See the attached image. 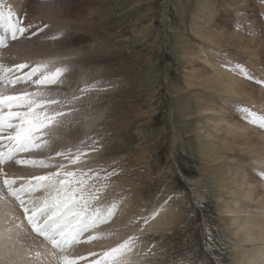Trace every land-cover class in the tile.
Listing matches in <instances>:
<instances>
[{
  "label": "rangeland",
  "instance_id": "1",
  "mask_svg": "<svg viewBox=\"0 0 264 264\" xmlns=\"http://www.w3.org/2000/svg\"><path fill=\"white\" fill-rule=\"evenodd\" d=\"M6 3L27 13L25 23L48 27L0 50L3 62L55 59L70 67L61 93L89 87L54 147L75 150L94 139L99 150L88 153L87 164L115 171L102 202L121 201L119 210L97 229L106 239L75 247L74 255L87 258L80 264L129 236L139 238L132 264L181 257L264 264V179L257 175L264 169V129L240 111L264 115V84L257 82L264 81V0ZM218 75L237 80L236 95L216 84ZM3 170L50 171L14 162ZM163 215L166 227L145 230ZM5 217L13 221L3 224ZM21 220L13 198L0 202V232L12 229L10 240H0V264H56L50 246L15 227Z\"/></svg>",
  "mask_w": 264,
  "mask_h": 264
},
{
  "label": "snow or ice",
  "instance_id": "2",
  "mask_svg": "<svg viewBox=\"0 0 264 264\" xmlns=\"http://www.w3.org/2000/svg\"><path fill=\"white\" fill-rule=\"evenodd\" d=\"M26 19V12H18L6 0H0V50L22 37L29 39L36 34L35 30L48 27L31 20L25 23ZM236 24L241 25V21ZM237 69L253 79L242 66L237 65ZM69 70L68 65L57 64L55 59H24L5 64L0 58V202L11 197L18 203L24 220L15 227L26 229L34 240L41 238L43 245L50 246L56 264H80L87 260L83 255L73 254L75 247L85 240L106 239L107 234L97 229L112 220L121 203L118 200L102 202L108 179L115 171L105 172L87 164L88 153L99 150L96 140L91 144L81 140L75 150L54 147L71 123V113L79 111L76 103L89 91L88 86L71 95L59 91ZM257 82L264 84V81ZM240 111L249 123L264 129V115L250 109ZM35 153L41 155H22ZM9 162L50 171L10 176L3 170ZM257 175L264 179V169L257 170ZM155 215L158 212L152 218ZM144 222L147 223V218ZM11 232V228L0 232V240L5 237L10 240ZM138 241V237L129 236L114 247L90 252L96 259L88 264H132ZM42 255L39 251L35 253L37 259ZM173 264H205V261L181 257Z\"/></svg>",
  "mask_w": 264,
  "mask_h": 264
},
{
  "label": "bare ground",
  "instance_id": "3",
  "mask_svg": "<svg viewBox=\"0 0 264 264\" xmlns=\"http://www.w3.org/2000/svg\"><path fill=\"white\" fill-rule=\"evenodd\" d=\"M223 65V64H222ZM228 73V72H227ZM220 75V74H219ZM217 77H212L213 79H215L216 84H220L222 86V90H224L227 94L230 95H236L237 93H235L236 91V86L239 84L237 82V80L233 77H228L227 79H223V81L221 80L220 76ZM223 75V73H222ZM221 75V77H222ZM216 76V75H214ZM226 78V76H225ZM236 87V88H235ZM13 163V162H12ZM6 219L3 220V224H5L7 221L8 223H11L13 220L11 218L5 217ZM167 217H165L163 215V217H159L157 218L151 225H149L145 230H153V231H158L164 227H166L167 223ZM18 222V220H17ZM262 232V231H261ZM263 233V232H262ZM94 246V245H93ZM79 247V246H78ZM87 247V246H86ZM97 252V251H96ZM263 254V253H262ZM87 256V255H86Z\"/></svg>",
  "mask_w": 264,
  "mask_h": 264
}]
</instances>
